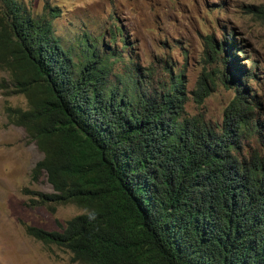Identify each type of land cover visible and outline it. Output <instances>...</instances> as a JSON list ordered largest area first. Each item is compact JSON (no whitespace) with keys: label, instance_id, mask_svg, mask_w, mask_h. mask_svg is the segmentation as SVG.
Listing matches in <instances>:
<instances>
[{"label":"trees","instance_id":"16d2710c","mask_svg":"<svg viewBox=\"0 0 264 264\" xmlns=\"http://www.w3.org/2000/svg\"><path fill=\"white\" fill-rule=\"evenodd\" d=\"M46 4L34 14L20 0H0V71L27 102L6 114L43 156L32 178L44 175L53 192L32 203L85 212L60 232L27 227L28 236L80 264H264V159L257 152L264 137L255 105L237 89L216 131L188 119L182 78L172 68L151 99L135 64L114 71L130 58L116 46L117 38L127 46L117 19L67 44L53 27L59 8ZM255 9L264 20V8ZM106 34L112 45L90 37ZM206 45L211 70L198 82V104L214 76L227 83L224 63L215 65L233 49L211 37ZM254 133L257 149L242 156V140Z\"/></svg>","mask_w":264,"mask_h":264},{"label":"rangeland","instance_id":"374dc122","mask_svg":"<svg viewBox=\"0 0 264 264\" xmlns=\"http://www.w3.org/2000/svg\"><path fill=\"white\" fill-rule=\"evenodd\" d=\"M20 1L34 14H41L46 3L48 9L58 7L60 15L53 20V27L67 44L85 30L99 35L117 19L125 30L127 46L123 49L119 38L116 46L125 54L129 51L130 58L127 55L124 63H116L114 71L130 70L135 64L143 76L142 89L151 99L157 95L158 80L169 82L165 67L172 68L182 78L184 117L196 118L215 131L239 89L255 105L252 117L260 123V136L264 137V20L250 13L252 8H264V0ZM90 37L112 45L108 34ZM208 37L218 45L227 41L233 49H225L221 62L215 65L222 69L225 65L227 83L221 75L214 76L215 87L198 104V82L203 72L211 70L206 62ZM7 107L25 110L27 102L13 92L9 75L0 71V264H79L69 252L47 246L26 232L27 227L59 231L83 210L68 204L56 205L50 212L46 206L32 203L52 189L44 175L32 178L31 171L43 156L25 131L9 122ZM256 138L254 133L242 140V156L257 149ZM257 152L264 159V150Z\"/></svg>","mask_w":264,"mask_h":264},{"label":"clouds","instance_id":"9594fccd","mask_svg":"<svg viewBox=\"0 0 264 264\" xmlns=\"http://www.w3.org/2000/svg\"><path fill=\"white\" fill-rule=\"evenodd\" d=\"M48 184H49V183H48ZM51 189H52V188H51ZM52 192H53V191H52ZM52 192H51V193H52ZM51 193H50V194H51ZM38 198H39V197H38ZM32 201H33V200H32ZM39 201H40V198H39L38 200H36V202H39ZM35 204H38V203H35ZM39 204H40V203H39ZM41 205H42V206H46V205H43V204H41ZM72 205H73V204H72ZM46 207H47V209H49L48 206H46ZM49 210H50V209H49ZM50 212H51V211H50ZM83 212H85V211H83ZM66 222H67V221H66ZM66 222H65V223H66ZM65 223H64V224H65ZM64 224L61 225V226H64ZM62 229H63V227H62ZM62 229L60 228L59 232L62 231ZM47 232H49V231H47ZM53 232H54V231H53ZM55 232H57V231H55ZM63 250H64V249H63ZM64 251H66V250H64ZM66 252H69V251H66ZM69 253H70V252H69ZM70 254H71V253H70ZM71 257H72V255H71ZM75 263H77V262H75ZM79 264H80V263H79Z\"/></svg>","mask_w":264,"mask_h":264}]
</instances>
